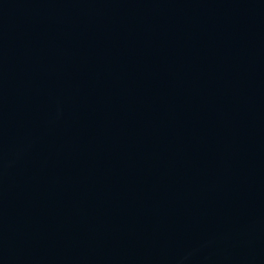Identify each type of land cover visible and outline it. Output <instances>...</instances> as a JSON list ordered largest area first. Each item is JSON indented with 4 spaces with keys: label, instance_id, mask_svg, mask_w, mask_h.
<instances>
[{
    "label": "water",
    "instance_id": "1",
    "mask_svg": "<svg viewBox=\"0 0 264 264\" xmlns=\"http://www.w3.org/2000/svg\"><path fill=\"white\" fill-rule=\"evenodd\" d=\"M0 264H264V0H0Z\"/></svg>",
    "mask_w": 264,
    "mask_h": 264
}]
</instances>
